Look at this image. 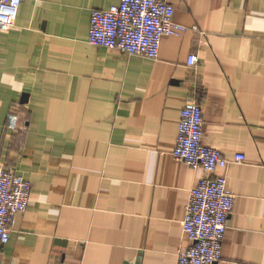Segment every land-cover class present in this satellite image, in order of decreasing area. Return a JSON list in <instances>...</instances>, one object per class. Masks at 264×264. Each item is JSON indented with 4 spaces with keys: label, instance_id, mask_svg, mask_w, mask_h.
<instances>
[{
    "label": "crops",
    "instance_id": "0c3cea01",
    "mask_svg": "<svg viewBox=\"0 0 264 264\" xmlns=\"http://www.w3.org/2000/svg\"><path fill=\"white\" fill-rule=\"evenodd\" d=\"M168 1L189 29L157 59L88 42L92 11L120 0H22L0 33V164L32 183L0 264H178L189 191L209 175L172 154L189 98L203 143L246 156L226 169L218 264H264V0Z\"/></svg>",
    "mask_w": 264,
    "mask_h": 264
},
{
    "label": "built area",
    "instance_id": "2783aa9c",
    "mask_svg": "<svg viewBox=\"0 0 264 264\" xmlns=\"http://www.w3.org/2000/svg\"><path fill=\"white\" fill-rule=\"evenodd\" d=\"M22 0H0V33L15 25ZM175 6L168 0H120L106 10L91 14L88 42L120 50L129 55L157 59L164 37L180 36L189 28L175 20ZM196 30V26L193 27ZM198 63L191 54L188 64ZM204 114L200 103L189 98L181 111L173 156L195 170L209 175L190 189L182 220L189 245L179 254L178 264H218L223 259V244L235 195L228 188L226 169L232 162L245 161L244 154L233 160L203 143ZM7 127L22 130L18 104L7 115ZM32 183L5 164H0V259L10 240L18 214L30 201Z\"/></svg>",
    "mask_w": 264,
    "mask_h": 264
}]
</instances>
